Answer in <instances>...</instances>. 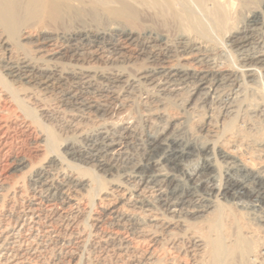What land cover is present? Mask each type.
<instances>
[{"label": "bare ground", "instance_id": "6f19581e", "mask_svg": "<svg viewBox=\"0 0 264 264\" xmlns=\"http://www.w3.org/2000/svg\"><path fill=\"white\" fill-rule=\"evenodd\" d=\"M220 34L224 45L216 43ZM230 52L236 62L226 64ZM262 81L264 0H0V109L28 116L32 104L57 91L100 137L91 148L96 154L65 143L32 170L33 185L59 207L41 209L31 200L6 211L0 264H29L39 228L57 239L69 231L77 215L67 219V207L91 188L90 179L65 168L72 161L96 169L97 179L117 164L135 182L134 194L122 193L106 211L148 246L118 242V261L130 252L132 264H264ZM171 102L203 114L196 128L204 139L182 135L180 118L166 110ZM130 139L141 150L134 160L123 154ZM17 157L0 187L7 170L27 165Z\"/></svg>", "mask_w": 264, "mask_h": 264}, {"label": "rangeland", "instance_id": "374dc122", "mask_svg": "<svg viewBox=\"0 0 264 264\" xmlns=\"http://www.w3.org/2000/svg\"><path fill=\"white\" fill-rule=\"evenodd\" d=\"M217 38H219L220 42L216 41V43L219 45H224L223 35L220 34ZM221 42H223V43H221ZM227 50H229V49L227 48ZM230 53H231V55H229V57L232 56L231 59L229 57L222 58V61H225L226 64L228 62H229L228 64H230L231 62H236V56L234 55V57H233V54H235V53H232V52H230ZM229 60H231V61H229ZM259 88H260L259 89L260 94L262 95V97L264 99V82L263 81H262V84L260 85ZM44 97L45 98H43L42 101L40 103H38L39 105L38 104H32L33 106L31 105V109L33 111H31L30 114H28V116L26 114L25 115L20 114L15 109H14L15 111H9V112H6V111L0 109V113H1L0 119L2 118L0 120V122L2 121L1 123L3 124V126L0 129V140H3V142H2L3 146L0 147V177H1L0 180L3 179L2 173L6 171V169L10 165L11 161L14 158H16V156H18L17 158L24 157L26 159V162H27V165L24 168H22L20 171L12 172L11 170L10 171L7 170L6 175L7 174L8 175H7L6 179L4 180L5 181L4 185L2 187H0V220L1 221H8L7 220L8 216H7L6 211H13V209L14 210L15 209H17V210L22 209L31 200L37 201L41 205L40 206L41 209L48 208V206L52 203L54 206L56 205L55 207H59V201L58 200H54L52 202L47 203L46 202L47 200H45V199H46V197L49 196L48 194H50L48 192V190H46L44 187L38 188V186L33 185V182L30 180L32 170L35 167L40 166L42 163H44V161L50 155H52L53 151H54L53 153L61 154V152H62L61 150H63V145L65 143H72V144H74L75 147H77L79 149L81 148L80 150L83 151L84 154H87L90 152L92 154L97 153V150L93 151V150H91V148H92L93 143L100 141V137L98 135H94L96 132L95 128L92 126L90 127L89 124H88L89 125L88 126L87 125L88 122L83 121V120L80 121V119H81L80 115H82V113L78 112V110L75 108L72 109L73 107H71L68 104H65V102L60 100L61 97L57 91L51 92V93L45 95ZM0 104H2V103H0ZM135 104L138 106V108L136 105H134L132 108V111L134 112L135 120L137 121L136 122L137 130L139 132H141L142 136H143L147 131L146 130L147 126L145 125V122L143 119H140L139 117H137V114L139 112V108L141 106L139 105L138 101H136ZM39 106H40V108H39ZM32 107H34L35 109ZM166 110L171 115L173 114L174 116H177L180 118V121H179L180 123L177 126V128L182 133V135H185L186 137H188L190 139L193 137L192 140L197 138L196 139L197 141L204 139V133L201 134V132H199V130L196 128L200 124L199 122L203 121V119H204L203 116H201L202 113H198L199 114L198 115L195 112L196 113L195 114L194 112L191 111V109H187L186 107L182 106L181 104L173 103V102L169 103L168 108ZM189 111H191V112H189ZM31 113L34 115H32ZM192 114H193V116H192ZM18 115H21V116L17 117ZM25 116L27 119H24ZM200 116H201V118H200ZM33 118H35L36 120ZM8 119H9V121H8ZM199 119H202V120H199ZM260 119L261 118H258V120L260 121V122L259 121L257 122L258 124L262 123L261 120L264 121L263 119H261V120ZM78 121H80L79 124H81L80 129L79 128L76 129L75 124ZM74 122H76V123H74ZM28 123H30V124H28ZM27 124H28V126H26ZM259 126L261 127V130L264 131V128L262 127V126H264V122L262 124H259ZM86 127H88V128L86 129ZM36 130H37V132H36ZM46 135L48 136L46 138L47 139L46 141L38 142V140H39L38 138H40V136L46 137ZM51 137H52V139H50ZM48 140H51V141H48ZM78 141H79V143H78ZM135 141H136V139H130L129 141H127L126 143L123 144L124 145V149H123L124 153L123 154L125 156H128V157H133L132 160H134L140 154V152H139L140 149L138 148V145H137L138 141H136V142ZM4 145H6V146H4ZM49 146H50V148H49ZM64 157H65L66 161H72L69 159V157H67V156H64ZM67 158L69 160H67ZM112 160H114L117 163V155H115V157L112 158ZM76 163H77V161H75V162L72 161L69 163V166L68 167L66 166L65 168L72 170L74 172L76 171V173L84 175L88 179H90V181H91L90 187L91 188H89V190H86V191L85 190L79 191L74 195L75 202H71L72 204L70 206H68L70 208V211H69V208L67 207L66 218L68 219L70 217L72 219V217L74 215H77V216H75L74 222L71 225V228L69 229V231L64 232L63 230H61L62 232L61 231L59 232L60 239L55 238V236H54L55 233H49L48 235L50 237L44 235L43 230L41 228L37 229L38 231L37 230L35 231V233L37 232L36 233L37 236H36V240L34 241V243H36L38 247H37L36 251L34 252V254H32V255L30 254L28 256V263L29 264H34V263H36V264H53V262H54L55 264H61V263H63V264H108L111 262V264H119V263L125 264V262H126V264H132L131 259L128 258V256L129 257L131 256L130 252H127L125 254V259H123L122 262L118 261V259H117V244H118V242H123L122 245L124 246V241H126V239H127V241H130V239H131L130 242L136 243L141 248H146L148 246V243L146 241L144 242V240H142V237L137 236L134 233H131L132 230H129L127 227H117V225H115V222L113 220V216L111 214H109L108 211H106V208L109 207L110 204L112 205V204L116 203L115 205H117V201L119 200V195H121L122 193H125V194H123V196H129V195L131 196L134 194L133 193L134 189H133L132 185L135 182H133L132 179L128 177V174H129V171H127L128 169L122 170L120 167H117V164L115 163L116 164L115 168H114L115 171L113 172L112 175L106 176V175L101 174V176L98 177V179H97L93 176V174L96 172V171L94 172V170H96V169L91 167L89 164H84V163L82 164L80 162H78L77 164ZM75 167H76V169H75ZM90 167H91V169L93 168L94 170L93 169L91 170ZM263 168H264V166H263ZM53 173H54L53 174L54 178H51V180L53 182H56L55 170L53 171ZM97 173L100 174V172H97ZM131 183H132V185H131ZM112 184H114V185H112ZM117 184L122 187L120 190H122L123 192L118 191L119 189H117ZM113 186H116V187H113ZM110 188H112V190H111L110 194L108 196H106L107 198L103 197L104 196L103 193L105 191L109 190ZM92 189H94V190H92ZM127 191H129V192H127ZM108 197H109V199H108ZM109 200H110V203H108ZM120 206H122L121 208L126 209V210L131 209V208H129L130 206H127L126 204H121ZM19 207H21V208H19ZM76 208H77V210H76ZM75 210H76V213H74ZM42 220H43V216L41 217V221ZM53 221L54 222L52 224L54 225V227H56L58 225L57 223L59 221L58 222L56 220H53ZM73 229H74V231H72ZM70 233H71V235H69ZM68 237H69V239H68ZM80 238H81V240H80ZM139 238H140V240H139ZM43 240H44V242H43ZM77 240H79V241H77ZM39 248H40V250H39ZM112 249H114V250H112ZM66 254L67 255L71 254L73 256L71 261L68 262V260L66 258V256H67ZM51 257H53V258H51ZM114 257H115V259H114ZM29 258H30V260H29ZM103 260H105V261H103ZM107 260H109V261L106 262Z\"/></svg>", "mask_w": 264, "mask_h": 264}]
</instances>
